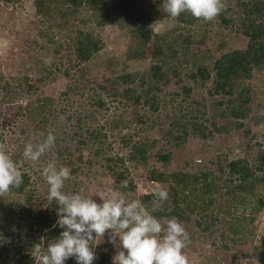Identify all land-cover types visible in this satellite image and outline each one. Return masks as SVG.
<instances>
[{
  "label": "rangeland",
  "instance_id": "obj_1",
  "mask_svg": "<svg viewBox=\"0 0 264 264\" xmlns=\"http://www.w3.org/2000/svg\"><path fill=\"white\" fill-rule=\"evenodd\" d=\"M238 1L246 0H225L226 8H230L227 17L232 20L229 26L217 17L186 27L184 32L192 34L195 41L180 55V81L171 71H164L151 85L146 81L143 84L141 79L151 58H127L129 48L135 45L127 15L100 27L94 22L98 15L90 17L87 8L68 23L54 10L49 21L36 14L34 0H0V70L10 80L27 75L35 85L36 95L20 99V106L25 107L31 100H50L43 113L30 115L28 110L20 112L19 105L4 103L2 98L7 92H0V143L7 145V154L21 172L31 176L35 204L55 216L54 225L58 206L55 202L47 204L48 184L41 175L42 167L52 159L57 167L71 169V179L64 186L67 194L92 196L100 203L101 198L119 191L129 202L140 200L145 207V196L153 194L150 175L155 170L171 174L178 170L219 173L224 169L227 176L228 160L242 157L254 167L264 168V68H255L241 86L248 87L246 95L250 97L242 115L234 114L240 109L239 94L214 90V60L226 52L245 50L248 45V39L239 31L242 9ZM111 3L116 7L118 0ZM131 4L129 10L139 11L143 24H149L155 32L179 26L177 18L164 12L161 0H131ZM41 31L53 41L48 42ZM80 31L91 33L101 43L88 62L78 64L70 38H76ZM58 44L61 47L56 53ZM49 58L51 62L46 63ZM198 66L211 73L207 80L195 81L190 76ZM126 73H138L140 77L131 85L114 83ZM153 85L156 89L152 91ZM127 87L138 101L123 96ZM154 95L155 108L151 104ZM60 116L65 119L60 120ZM95 131L100 133L99 138H95ZM49 132L56 137L54 156L46 154L36 166L25 161V145L40 142ZM124 140L131 143L125 145ZM139 142L149 146L146 162L130 157L131 147ZM166 152L171 154L167 164L159 158ZM119 173L124 175L120 182ZM123 181H127V187ZM168 184L155 182V189L168 190ZM223 192L220 188L214 194L218 202ZM262 197L264 200V193ZM255 200L247 199L244 207L238 198L230 203L236 204L231 214L216 212L214 224L205 212L190 211L186 206L191 203L184 201L179 206L186 219L171 214L157 218L163 222L176 217L184 225L190 236L183 250L189 264H264V206L255 209ZM164 206L169 213L173 209L171 202ZM45 238L44 233L14 242L0 239V254L17 259L22 253H32L34 244L45 245ZM97 243L95 253H104L113 262L118 249L107 242V234Z\"/></svg>",
  "mask_w": 264,
  "mask_h": 264
},
{
  "label": "trees",
  "instance_id": "obj_2",
  "mask_svg": "<svg viewBox=\"0 0 264 264\" xmlns=\"http://www.w3.org/2000/svg\"><path fill=\"white\" fill-rule=\"evenodd\" d=\"M238 3L242 9V16H240L242 30H238L248 39L247 48L226 52L213 62L215 92L228 95L239 94L238 99L240 102L238 105L240 109H237L234 113L236 116L242 115V109L250 103V97L246 95L248 87L242 88L244 87L243 83L251 77L255 68H264V0H246L244 2L238 1ZM131 5V0H118L116 7L111 3V0H34L36 14L49 21L53 18L54 10L61 13L66 18V23H68V20L77 16L82 8H87L91 13L90 17L98 15L94 22L97 23L96 26L100 27L104 26L107 21L111 22L116 18L121 19L122 14L127 15L135 43L129 48L127 58L129 60L151 58L152 60L149 69L141 76L142 83L144 84L146 81L152 85L162 76L164 71H171L179 82L182 73L180 55L189 49L195 41L193 35L185 33L184 29L196 25L201 19H196L189 13H182L177 18L179 24L177 28L155 32L152 26L143 24L139 11L131 12L129 10ZM229 11L230 8H226L218 16L227 26L232 22L231 18L227 17ZM41 33L45 37L49 35L43 33V31ZM92 36L89 32L80 31L76 38H70L74 45L78 64L88 62L99 51L101 42ZM46 39L48 42L53 41L49 36ZM59 47H61L60 44L56 46V53L59 52ZM210 75L211 73L207 72L206 68L202 66H198L190 74L195 81L199 79L207 80ZM139 77L140 74L138 73H126L119 76L114 83L119 85L122 82L131 85ZM35 88L27 75L10 80L0 70V92H7L5 95L3 94L4 103L11 102L14 106H17L20 99L27 96L30 99L33 95H36ZM150 89L155 90L156 85L151 86ZM237 89L240 93L236 92ZM185 90L186 92L190 91L186 88ZM123 96L136 101L139 100L129 87L124 89ZM155 97L154 95L151 99L153 108H155L156 103ZM148 102L150 101L148 100ZM49 103V99H40L34 102L31 100L25 107L20 106V104L17 108L20 112L28 110L32 115L36 111L43 113ZM200 128V126H196V129L200 130ZM94 134L95 138L100 137L98 131H95ZM201 134L207 137L203 132ZM129 142L131 143V141L124 140L123 144L127 145ZM148 147L147 142H139L133 145L130 157L146 162L149 155ZM159 158L167 164L170 162L171 154L166 152L160 154ZM110 161L113 160L110 159ZM119 161L123 160L120 158ZM227 170V176H225L224 169H221L219 173L212 170L196 172L178 170L171 174L155 170L151 173L150 180L169 183L170 186L167 190L169 198L165 204L171 202L173 209L169 213L164 206L162 210L153 211V194H147L144 203L156 217L171 214L180 219H186L183 214L184 210L180 211L179 205L181 201L188 202L192 205L187 204L186 206L190 211L205 212L208 221L212 224L216 222V212H222L226 215L231 214V211L234 212L236 204L231 205L230 203H235L238 198H240V202L244 207L248 205L247 199H256L254 207L260 210V207L264 206L262 197L264 193V168L259 165L254 167L246 158L242 157L228 160ZM22 176L23 183L19 188H13L4 197H0V239L14 242L45 233V246H47L59 237L62 230L53 226L55 216H50L36 206V195L33 190L31 176L26 172H22ZM118 177L117 180L120 182L124 178L123 173H119ZM220 188L224 189V192L220 195L218 202L214 194ZM224 201L225 203L222 206ZM218 204L220 206L219 210H215ZM226 205L228 210L224 211ZM234 233L237 234V230ZM95 254L97 256V261H94L95 264H113V262H110L108 255L104 253ZM74 261L75 259L71 258L65 264H73ZM0 264H35V260L31 253H22L17 256V259L0 254Z\"/></svg>",
  "mask_w": 264,
  "mask_h": 264
},
{
  "label": "clouds",
  "instance_id": "obj_3",
  "mask_svg": "<svg viewBox=\"0 0 264 264\" xmlns=\"http://www.w3.org/2000/svg\"><path fill=\"white\" fill-rule=\"evenodd\" d=\"M226 7L225 0H163L162 5L171 18L189 13L206 22L215 20ZM45 62L50 63V58ZM55 146L56 137L49 132L40 142L27 143L23 158L36 166L41 157L53 153ZM41 175L48 184L47 204L55 202L58 206L54 227L58 226L62 231L47 246L34 244L31 255L35 264H65L71 258L76 264H93L97 259L94 246L106 234L107 242L118 249L113 264H189L183 250L190 242V236L176 217L162 222L140 200L129 202L119 191L100 197V203L92 196L69 195L64 186L65 181L71 179V169L57 167L55 159L42 167ZM22 183L21 170L7 154V145L0 143V197L19 188ZM122 185L127 187V181ZM153 196L152 210H162L169 198L168 191L153 189Z\"/></svg>",
  "mask_w": 264,
  "mask_h": 264
},
{
  "label": "built area",
  "instance_id": "obj_4",
  "mask_svg": "<svg viewBox=\"0 0 264 264\" xmlns=\"http://www.w3.org/2000/svg\"><path fill=\"white\" fill-rule=\"evenodd\" d=\"M150 188H151V192L153 193V189H155V182L154 181L150 182Z\"/></svg>",
  "mask_w": 264,
  "mask_h": 264
}]
</instances>
